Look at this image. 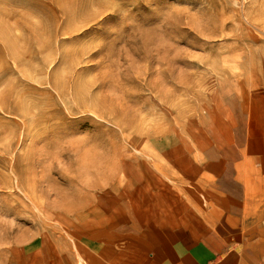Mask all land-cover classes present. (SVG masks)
<instances>
[{
	"label": "rangeland",
	"instance_id": "rangeland-1",
	"mask_svg": "<svg viewBox=\"0 0 264 264\" xmlns=\"http://www.w3.org/2000/svg\"><path fill=\"white\" fill-rule=\"evenodd\" d=\"M263 136L264 0H0V264L105 258Z\"/></svg>",
	"mask_w": 264,
	"mask_h": 264
},
{
	"label": "crops",
	"instance_id": "crops-1",
	"mask_svg": "<svg viewBox=\"0 0 264 264\" xmlns=\"http://www.w3.org/2000/svg\"><path fill=\"white\" fill-rule=\"evenodd\" d=\"M256 143L245 157L241 148L220 155L219 164L210 159L209 165L203 163L202 185L194 184L195 167L175 170L187 179L186 199L175 195L178 185L169 189L170 196L151 195L150 200L155 201L153 222L137 235L124 233L112 249L108 245L106 260L97 250L89 253L79 248L75 241L82 231L68 230L65 233L72 241L65 242L68 247L59 257L65 264H74L75 255L85 264H264V136ZM193 189L200 191L202 201ZM149 191L139 186L137 197L142 194V199L149 200ZM132 199L130 203L136 197ZM52 255L50 252L47 259Z\"/></svg>",
	"mask_w": 264,
	"mask_h": 264
},
{
	"label": "bare ground",
	"instance_id": "bare-ground-1",
	"mask_svg": "<svg viewBox=\"0 0 264 264\" xmlns=\"http://www.w3.org/2000/svg\"><path fill=\"white\" fill-rule=\"evenodd\" d=\"M113 144V143H112ZM111 147H112V145H111ZM122 149V148H121ZM122 151V150H121ZM122 154V153H121ZM120 155V154H119ZM142 158V157H141ZM113 165V164H112ZM115 168V167H114ZM107 170V169H106ZM103 171V170H102ZM173 173V172H172ZM175 173V172H174ZM177 173V172H176ZM109 174V173H108ZM102 176V175H101ZM104 176V175H103ZM179 177V176H178ZM108 178V177H107ZM70 180V179H69ZM168 180V179H167ZM105 182V181H104ZM119 182V181H118ZM191 184V183H190ZM194 184H195V182H194ZM193 184V185H194ZM173 186V185H172ZM99 187V186H98ZM179 187V186H178ZM191 187V186H190ZM88 188V187H87ZM185 189V188H184ZM191 191V190H190ZM171 193V192H170ZM157 195V194H156ZM170 196V195H169ZM162 197L164 198V196L162 195ZM63 205V204H62ZM68 206V205H67ZM73 206V205H72ZM53 209V208H52ZM50 210H51V208H50ZM66 237V236H65ZM32 238V237H31ZM73 249V248H72ZM80 259V258H79ZM84 262V261H83Z\"/></svg>",
	"mask_w": 264,
	"mask_h": 264
}]
</instances>
